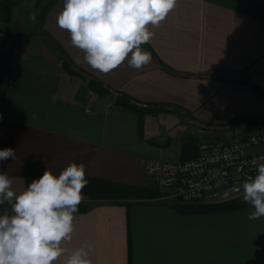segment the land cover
I'll list each match as a JSON object with an SVG mask.
<instances>
[{"label": "crops", "instance_id": "crops-1", "mask_svg": "<svg viewBox=\"0 0 264 264\" xmlns=\"http://www.w3.org/2000/svg\"><path fill=\"white\" fill-rule=\"evenodd\" d=\"M38 2L17 0L10 24L0 15V25L33 32L14 53L12 83L0 81V150L16 153L15 160L0 162V173L19 194L47 168L58 175L76 162L88 176L156 193L78 211L62 247L90 245L92 264H264V217L249 220L251 205L182 209L141 163L183 159L186 141L228 136L264 119V0H177L158 27L149 26L154 35L141 47L151 62L137 70L126 60L106 74L88 66L57 26L64 0L52 2L42 29L36 15L32 28L31 18L17 20L22 5ZM64 60L86 79L68 73ZM89 78L112 94L93 92ZM117 93L168 111L141 115L117 102ZM67 255L54 264H65Z\"/></svg>", "mask_w": 264, "mask_h": 264}, {"label": "clouds", "instance_id": "clouds-1", "mask_svg": "<svg viewBox=\"0 0 264 264\" xmlns=\"http://www.w3.org/2000/svg\"><path fill=\"white\" fill-rule=\"evenodd\" d=\"M177 0H64L56 24L66 31L71 46L84 53L94 70L109 73L127 60L139 70L152 60L141 46L154 33ZM16 159L13 148L0 150V162ZM255 176L237 188L242 201L254 211L249 220L264 217V156L254 159ZM12 179L0 173V205L9 203L11 214H0V264H54L67 253L65 264H92L90 245L74 250L62 247L74 232V214L88 185L85 165L71 162L58 175L46 169L17 194ZM242 190V191H241Z\"/></svg>", "mask_w": 264, "mask_h": 264}, {"label": "built area", "instance_id": "built-area-1", "mask_svg": "<svg viewBox=\"0 0 264 264\" xmlns=\"http://www.w3.org/2000/svg\"><path fill=\"white\" fill-rule=\"evenodd\" d=\"M258 126L237 128L228 137L198 140V153L187 159L142 158L146 174L181 204H215L241 196L236 190L255 176L252 161L264 156V119ZM242 191V190H241Z\"/></svg>", "mask_w": 264, "mask_h": 264}, {"label": "trees", "instance_id": "trees-1", "mask_svg": "<svg viewBox=\"0 0 264 264\" xmlns=\"http://www.w3.org/2000/svg\"><path fill=\"white\" fill-rule=\"evenodd\" d=\"M17 0H0V15L5 24H10L12 21L13 7ZM49 10V9H48ZM47 11L40 15L35 16L36 28H43L45 16ZM33 32H24L18 29L10 28L9 26L0 25V81L5 80L8 84L12 83V69L11 64L14 57V53L17 49L26 46L30 43ZM257 87L255 84H251ZM137 108V107H135ZM239 120V119H237ZM197 139V138H196ZM194 143L186 141L184 147L185 156L183 159L189 158L188 154L195 151V154H191L194 157L198 153L197 140ZM88 185L83 189V195L88 199L85 203H80L78 211L88 209L90 206L96 203H126L131 199L137 200L142 198H152L156 195H144V189L141 186H135L125 183H120L112 180L97 178L86 175ZM182 209H186L187 206L192 210L209 211V210H225V209H238L243 206L249 205L242 201V197L232 199L230 201L215 203L211 205L207 204H178ZM186 205V206H185ZM8 210L11 213L10 204L0 205V213Z\"/></svg>", "mask_w": 264, "mask_h": 264}, {"label": "water", "instance_id": "water-1", "mask_svg": "<svg viewBox=\"0 0 264 264\" xmlns=\"http://www.w3.org/2000/svg\"><path fill=\"white\" fill-rule=\"evenodd\" d=\"M42 1L43 0H39L38 5ZM62 67L68 73H70L74 76L80 77L82 79H86L85 75L82 72H80L79 70L75 69L68 60H64L62 62ZM87 84L93 92L99 94L100 96H104L106 94H112V90L110 88H108L107 86H105L102 82H100L96 78H89L87 80ZM115 100L117 102H122V103L128 104L132 107H137L139 112L141 113V115L168 111L167 108L161 107V106H151V105H147V104H138L137 102L133 101L129 96L122 94V93H117L115 95ZM189 140L193 141L194 138L190 137Z\"/></svg>", "mask_w": 264, "mask_h": 264}, {"label": "rangeland", "instance_id": "rangeland-1", "mask_svg": "<svg viewBox=\"0 0 264 264\" xmlns=\"http://www.w3.org/2000/svg\"><path fill=\"white\" fill-rule=\"evenodd\" d=\"M54 0H43L42 1V3H40L39 4V6H38V4L36 3L35 4V7H33V8H27V7H25V6H21V8L23 9V12H22V14H20V15H16V18H17V20L18 19H20V18H31L32 20H31V22H32V25H31V28L33 27V25H34V21H33V17L35 16V15H37V14H40V15H42V14H44L46 11H48V9L51 7V5H52V2H53ZM32 15V16H31ZM30 29V28H29ZM35 31V30H34ZM35 33V32H34ZM259 123H260V120H258V121H249V122H246V124L245 125H242V126H240V127H238V129L239 128H246V127H250V128H253V127H256V126H258L259 125ZM222 137H228V136H224V135H222ZM202 138V136H200V138L199 139H201ZM198 139V140H199ZM155 182V181H154ZM241 196H239V197H237V198H240ZM83 198L84 199H82V201H81V203H85L86 202V200L88 199V197L87 196H85V195H83ZM237 198H234V199H237ZM139 199V198H138ZM137 199V200H138ZM6 204H9V203H6ZM0 214H2V213H0Z\"/></svg>", "mask_w": 264, "mask_h": 264}]
</instances>
